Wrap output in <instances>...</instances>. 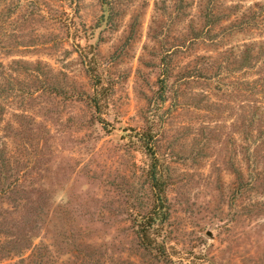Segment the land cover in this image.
<instances>
[{
    "label": "rangeland",
    "instance_id": "374dc122",
    "mask_svg": "<svg viewBox=\"0 0 264 264\" xmlns=\"http://www.w3.org/2000/svg\"><path fill=\"white\" fill-rule=\"evenodd\" d=\"M154 2L0 1V264H264L246 37L191 43Z\"/></svg>",
    "mask_w": 264,
    "mask_h": 264
},
{
    "label": "trees",
    "instance_id": "16d2710c",
    "mask_svg": "<svg viewBox=\"0 0 264 264\" xmlns=\"http://www.w3.org/2000/svg\"><path fill=\"white\" fill-rule=\"evenodd\" d=\"M99 1L101 7L107 12L109 21H115L119 0ZM245 1L247 0H155L154 8L157 14L170 11L176 16H189L188 28H190L191 43L198 41L217 43L218 37L224 40L236 35L246 37L242 40V44L230 50V54L234 55L233 65L236 70L248 71L256 75V78H250L242 83L251 98L247 107L253 110L252 116H249L250 128H256L264 126V0H250L248 5L244 4ZM193 11L197 15L194 16ZM104 18L105 16H102L99 21L101 22ZM196 19H200L199 25H196ZM154 22H156V15L153 18ZM164 71L165 77H169V70L165 68ZM91 101L97 105L95 95L92 96ZM101 123L106 129L105 121L101 120ZM250 135L252 143L259 145V148V141L263 139V134L260 133L261 136L255 138L253 130ZM149 175L155 195L157 194V201H162V174L156 166H153ZM161 215L164 216L155 205L146 220L145 218L137 220V227L140 231L148 230ZM34 248L39 250L41 245H36Z\"/></svg>",
    "mask_w": 264,
    "mask_h": 264
}]
</instances>
